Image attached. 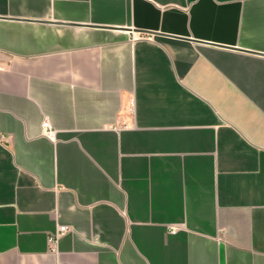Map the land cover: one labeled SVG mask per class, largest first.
I'll use <instances>...</instances> for the list:
<instances>
[{
	"label": "crops",
	"instance_id": "crops-1",
	"mask_svg": "<svg viewBox=\"0 0 264 264\" xmlns=\"http://www.w3.org/2000/svg\"><path fill=\"white\" fill-rule=\"evenodd\" d=\"M0 264H264V0H0Z\"/></svg>",
	"mask_w": 264,
	"mask_h": 264
},
{
	"label": "built area",
	"instance_id": "built-area-1",
	"mask_svg": "<svg viewBox=\"0 0 264 264\" xmlns=\"http://www.w3.org/2000/svg\"><path fill=\"white\" fill-rule=\"evenodd\" d=\"M41 129H42V134L49 138V139H53L54 135H55V130L51 127V125L49 124L48 120H43V122L41 123ZM69 230L67 227L65 226H61L60 228H58L57 232L55 234H52L48 237L47 239V243L49 245V249L51 252H56L57 250V242L58 239L65 233H67Z\"/></svg>",
	"mask_w": 264,
	"mask_h": 264
}]
</instances>
